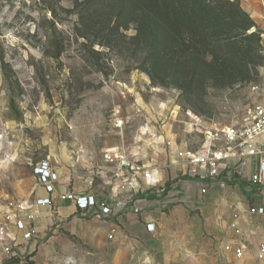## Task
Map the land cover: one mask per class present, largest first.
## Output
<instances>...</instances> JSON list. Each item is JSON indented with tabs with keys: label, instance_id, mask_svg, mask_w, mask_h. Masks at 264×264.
Segmentation results:
<instances>
[{
	"label": "rangeland",
	"instance_id": "obj_1",
	"mask_svg": "<svg viewBox=\"0 0 264 264\" xmlns=\"http://www.w3.org/2000/svg\"><path fill=\"white\" fill-rule=\"evenodd\" d=\"M166 24L150 0H0L1 211L32 195L40 161L96 185L104 150L121 148L156 169L171 149L196 150L207 134L264 106L259 24L252 31L261 35L262 59L248 79L224 75L229 65L215 64L209 45L202 54L201 43L170 41ZM230 63L234 70L241 60ZM197 186L195 201L174 202L178 213L157 203L150 233L140 220L109 239L107 218L55 216L9 264H264L260 246L235 253L232 224L252 208L243 189L202 194ZM151 189L142 183L134 198Z\"/></svg>",
	"mask_w": 264,
	"mask_h": 264
},
{
	"label": "built area",
	"instance_id": "obj_2",
	"mask_svg": "<svg viewBox=\"0 0 264 264\" xmlns=\"http://www.w3.org/2000/svg\"><path fill=\"white\" fill-rule=\"evenodd\" d=\"M102 158L111 168L109 180L112 185L111 194L103 199L93 194L59 192L60 178L52 162L43 160L35 165L36 184L32 195L0 210V264H9L12 259L23 256L28 246L36 245L39 234L36 220L40 208L53 207L59 201L74 205L80 214L109 218L128 210L142 183L158 185L155 178L158 170L140 164L137 154L116 148L104 152ZM252 163L255 166L250 184L264 186V106L261 105L249 109L237 125L215 135L207 134L198 149H178L169 165L185 168V175L203 183L201 193L207 194L212 188H224L236 179L244 178ZM126 189L132 193L128 198L121 195ZM39 190H43L46 197H40ZM250 213L264 216V207L251 208ZM232 228L237 236L241 234L237 224L233 223ZM154 229V224L147 225L149 232ZM115 233L113 228L109 239H113ZM243 252L242 247L235 250L237 256H242ZM259 252L264 260V244L260 245Z\"/></svg>",
	"mask_w": 264,
	"mask_h": 264
},
{
	"label": "crops",
	"instance_id": "obj_3",
	"mask_svg": "<svg viewBox=\"0 0 264 264\" xmlns=\"http://www.w3.org/2000/svg\"><path fill=\"white\" fill-rule=\"evenodd\" d=\"M236 1H239L242 9L264 30V0ZM116 148L118 147L113 149ZM108 150L110 149L104 150L103 153ZM175 152L172 149L168 151V154L166 152L165 161L161 163L159 168H156L157 170L159 169L155 174V178L158 182L157 186L153 187V185H148L149 189L152 188L151 190H148L149 193L145 196L138 197L137 195L127 211H122L119 215L107 218V221L110 222L111 230L113 228L116 230L114 237L122 238L124 232L138 226L140 220L143 222V224H141L143 231L145 233L149 232L147 230V225L154 224L155 226L154 221L161 217V212L159 211L157 203L165 204L169 207L171 212L178 213L181 211L180 206L182 205L175 206L174 202L177 200L182 203L195 201V194L191 190H196L198 188L197 185H200L201 190L203 183L192 179L188 180L182 178L185 175L184 172H186V169L182 166L172 167L169 165L171 159L173 160ZM103 164V170L97 172L98 179L101 181L96 185L91 183V181H93L92 178H94L92 176H90L91 178L88 176L80 177L75 172H71V170H59L54 164H52L60 178L58 191H68L76 194H93L98 199L105 198L107 195L111 194L112 185L109 180L111 168L109 165L107 166L105 163ZM254 166L255 164L252 163L249 166V170L246 172L245 177L239 180L236 179L231 185L240 190L243 189L246 196L249 197V200L252 202V208H259L264 207V186H253L250 184L249 180L251 173L254 170ZM243 180H245V182H243ZM82 181H84L85 187L82 186ZM186 182H189L190 184L185 185ZM212 189L213 191H217L221 188L215 187ZM38 195L40 197H46V193L43 190H39ZM121 195L122 197L128 198L132 193L126 189L121 192ZM78 214L80 213L74 205L56 201L53 207H43L38 210L36 228L39 233H42L45 228L53 225L55 216L61 220L69 216H78ZM239 223H241V225ZM239 223H235L241 230V234L238 235L237 238V245L238 247H242L247 255H252L260 245L264 244V216L251 215L250 213L248 215L244 214L240 216Z\"/></svg>",
	"mask_w": 264,
	"mask_h": 264
},
{
	"label": "trees",
	"instance_id": "obj_4",
	"mask_svg": "<svg viewBox=\"0 0 264 264\" xmlns=\"http://www.w3.org/2000/svg\"><path fill=\"white\" fill-rule=\"evenodd\" d=\"M157 22L167 21L169 39L185 48L213 47L214 62L229 65L224 75L249 78L260 65L263 49L256 24L239 1L232 0H150ZM223 49V51H221ZM220 55L214 54V52ZM208 53V52H207ZM241 63L232 70V60ZM233 64V63H232ZM230 71L228 72V70ZM141 196V195H140Z\"/></svg>",
	"mask_w": 264,
	"mask_h": 264
}]
</instances>
